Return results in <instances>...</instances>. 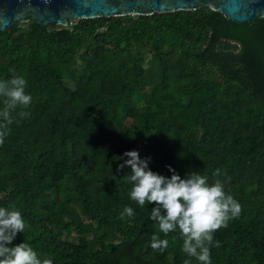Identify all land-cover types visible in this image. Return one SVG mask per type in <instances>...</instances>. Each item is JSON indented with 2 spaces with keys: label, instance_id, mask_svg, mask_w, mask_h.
<instances>
[{
  "label": "trees",
  "instance_id": "16d2710c",
  "mask_svg": "<svg viewBox=\"0 0 264 264\" xmlns=\"http://www.w3.org/2000/svg\"><path fill=\"white\" fill-rule=\"evenodd\" d=\"M13 69L32 96L0 145V206L27 225L14 245L53 264H183L179 230L157 233L155 205L130 198L116 158L135 150L165 177L220 179L241 204L211 264H264V18L238 25L204 7L30 21L0 31V80ZM125 207L133 217L120 218ZM153 234L169 247L154 251Z\"/></svg>",
  "mask_w": 264,
  "mask_h": 264
},
{
  "label": "clouds",
  "instance_id": "9594fccd",
  "mask_svg": "<svg viewBox=\"0 0 264 264\" xmlns=\"http://www.w3.org/2000/svg\"><path fill=\"white\" fill-rule=\"evenodd\" d=\"M8 80H0V145L8 135L9 125L14 121L12 113L18 108L27 109L32 96L26 92L28 81L24 76L15 75ZM21 117L29 115L26 111L18 113ZM127 158V159H125ZM124 163L119 170L131 169L124 179L132 185L129 193L132 201L140 207L155 205L151 210V220L156 223L157 233L165 237L179 230L183 239L182 252L188 257L183 264H192V258L199 264H211L212 247H219L214 234L226 228L230 220L238 217L241 204L231 194L226 193L220 179L209 183L207 175L191 172L181 178L174 169L171 178L153 172L149 168L150 158L141 159L138 151L125 152L117 157ZM221 170L216 169L213 176L219 177ZM132 207H125L120 218L133 217ZM27 225L21 210L15 204L0 206V264H53V259L38 253L28 242L14 245L17 235L24 233ZM175 241V237H173ZM151 248L163 252L169 247L167 238L159 234L151 236Z\"/></svg>",
  "mask_w": 264,
  "mask_h": 264
},
{
  "label": "water",
  "instance_id": "95a60500",
  "mask_svg": "<svg viewBox=\"0 0 264 264\" xmlns=\"http://www.w3.org/2000/svg\"><path fill=\"white\" fill-rule=\"evenodd\" d=\"M204 7L238 25L264 18V0H0V31L30 21L53 29L78 20L152 16Z\"/></svg>",
  "mask_w": 264,
  "mask_h": 264
}]
</instances>
